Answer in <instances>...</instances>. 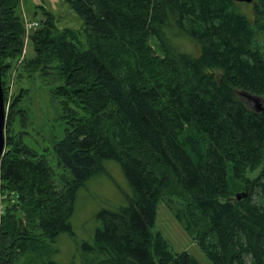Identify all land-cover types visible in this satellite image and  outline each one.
Segmentation results:
<instances>
[{
	"label": "trees",
	"instance_id": "trees-1",
	"mask_svg": "<svg viewBox=\"0 0 264 264\" xmlns=\"http://www.w3.org/2000/svg\"><path fill=\"white\" fill-rule=\"evenodd\" d=\"M65 1L85 41L43 8L21 58L20 0H0L5 103L13 71L17 84L0 158V264H72L53 258L54 243L106 160L131 193L98 211L82 264H200L153 232L165 195L180 200L174 216L212 264H264V105L241 97L264 100V0ZM36 75L65 121L53 165L23 130L21 82Z\"/></svg>",
	"mask_w": 264,
	"mask_h": 264
},
{
	"label": "rangeland",
	"instance_id": "rangeland-1",
	"mask_svg": "<svg viewBox=\"0 0 264 264\" xmlns=\"http://www.w3.org/2000/svg\"><path fill=\"white\" fill-rule=\"evenodd\" d=\"M45 8L55 16V25L58 29L68 28L78 33L84 42L83 22L81 18L69 7L65 0H20L19 11L26 20H42ZM248 11V9H246ZM33 30V29H32ZM31 30V31H32ZM30 31L25 30L23 50L25 56L32 55V46L28 41ZM261 37L264 38V32ZM264 42V39L262 40ZM184 42V41H183ZM183 47L191 52L197 51V45L191 41H185ZM11 71L8 72L7 77ZM14 71L9 79L6 78V90L8 101L5 103L7 116L8 103L17 92V84L14 80ZM2 84V83H1ZM21 84L27 88L23 97V106L27 107V120L24 131L26 140L44 154L51 165L54 158L50 147L54 140L64 135L65 121L59 116L55 101L50 100L49 83L38 75L31 79L22 78ZM3 89V88H2ZM249 107H262L264 100L247 98ZM25 107V108H26ZM4 123V135L6 126ZM20 129L16 126V130ZM5 146V145H4ZM52 156V158H50ZM104 172L90 179L79 188L74 202L73 214L70 217L71 232L61 233L54 243L57 251L53 258L61 263L82 264V244L91 242L95 229L98 226L95 217L101 209L115 210L126 202V196L131 193L121 166L114 160H106L103 163ZM252 175V174H250ZM244 192V191H243ZM241 193L238 191L236 194ZM1 196V195H0ZM236 197V196H235ZM180 204V200L174 196L165 195L157 203L156 219L153 226L154 233H160L167 241L168 247L174 252L188 251L200 264H212L199 248L194 236L187 233L174 216V209Z\"/></svg>",
	"mask_w": 264,
	"mask_h": 264
},
{
	"label": "water",
	"instance_id": "water-1",
	"mask_svg": "<svg viewBox=\"0 0 264 264\" xmlns=\"http://www.w3.org/2000/svg\"><path fill=\"white\" fill-rule=\"evenodd\" d=\"M237 1H245V2H250L251 0H237ZM247 98H254L258 102V99H260V96L251 94V93H246ZM257 110L261 108L259 103L256 106ZM264 108V107H262ZM6 110H5V103H4V97H3V89H2V84H1V68H0V158L3 154L4 150V145H5V137H4V123H5V115ZM241 196H245V193H238L236 194V198L240 199Z\"/></svg>",
	"mask_w": 264,
	"mask_h": 264
},
{
	"label": "built area",
	"instance_id": "built-area-1",
	"mask_svg": "<svg viewBox=\"0 0 264 264\" xmlns=\"http://www.w3.org/2000/svg\"><path fill=\"white\" fill-rule=\"evenodd\" d=\"M36 25V22H32V21H28V20H24V27L27 31H30L34 26ZM25 53V49L23 50V53L21 55V58L23 56V54Z\"/></svg>",
	"mask_w": 264,
	"mask_h": 264
},
{
	"label": "bare ground",
	"instance_id": "bare-ground-1",
	"mask_svg": "<svg viewBox=\"0 0 264 264\" xmlns=\"http://www.w3.org/2000/svg\"><path fill=\"white\" fill-rule=\"evenodd\" d=\"M26 30V29H25ZM27 31V30H26ZM28 32V31H27ZM1 68V67H0ZM3 97H4V95H3Z\"/></svg>",
	"mask_w": 264,
	"mask_h": 264
},
{
	"label": "flooded vegetation",
	"instance_id": "flooded-vegetation-1",
	"mask_svg": "<svg viewBox=\"0 0 264 264\" xmlns=\"http://www.w3.org/2000/svg\"><path fill=\"white\" fill-rule=\"evenodd\" d=\"M255 109H257V108H255Z\"/></svg>",
	"mask_w": 264,
	"mask_h": 264
}]
</instances>
